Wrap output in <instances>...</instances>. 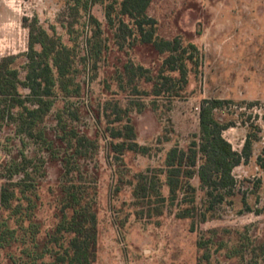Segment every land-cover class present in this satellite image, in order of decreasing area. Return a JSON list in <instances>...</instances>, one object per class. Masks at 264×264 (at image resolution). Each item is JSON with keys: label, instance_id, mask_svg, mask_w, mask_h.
I'll list each match as a JSON object with an SVG mask.
<instances>
[{"label": "rangeland", "instance_id": "1", "mask_svg": "<svg viewBox=\"0 0 264 264\" xmlns=\"http://www.w3.org/2000/svg\"><path fill=\"white\" fill-rule=\"evenodd\" d=\"M121 2L99 0L87 12L80 9L76 12L72 0H0V57H16L14 66L21 80L25 75L28 27H42L75 50L74 86L70 89L78 85L79 93L70 99L58 93L46 127L50 128L48 139H51L56 124L54 115L68 103H74L71 111L81 108L78 119L67 122L69 127L98 140V154L93 162H87L90 171L94 164L97 168L94 264H206L197 243L200 235L211 229L237 230L244 237L264 242V170L258 165L259 158L264 162V0H151L147 14L156 20V35L165 40L177 38L185 48L194 45L197 49L193 61H186L185 84L177 82V72L162 65L164 55L140 41L132 21L121 15ZM107 9L111 23L106 17ZM92 17L101 29V35L95 39ZM120 20L134 31L122 48L116 37ZM96 49L98 56L92 57V50ZM126 63L147 69L150 73L145 77H154L161 71L173 77L172 90L178 94L164 93L156 98L149 94L150 84L143 81L139 84L140 92H134L123 74ZM179 85L181 90L176 89ZM19 91L22 95L27 93L22 88ZM203 99L228 101L215 111V116L229 125L222 136L234 151L241 152L249 132L257 136L250 159L232 171L237 194L233 204L219 207L216 216L202 224L177 219L176 208L165 209L160 217L137 216L145 208L136 204L132 195L136 175L147 169L164 171L167 152L174 146L188 147L199 133ZM115 103L129 109L135 140L140 146L149 147L148 154L113 153L110 143L118 141L108 137L106 127H117L107 123L115 117L112 114ZM138 104L142 105L139 112ZM55 147L63 153L61 145ZM22 155L38 166L32 214L43 239L56 223L59 182L77 175L63 177L61 163L51 159L39 145L16 136L13 126L0 128V171L12 160L19 162ZM20 179L21 176H16L13 181ZM160 180L164 181V175ZM191 183L198 188L197 178ZM162 192L167 196V189ZM200 195L198 192V205L202 202ZM242 196L249 210L243 208ZM18 235L21 238L20 230ZM208 239L205 235L204 240ZM217 239L218 235L212 236L208 244V264L249 263V241L248 247H244L245 258L240 262L239 258L228 259L225 248L217 250ZM222 239L228 241L227 248L237 241L233 233ZM22 248L17 242L0 251V264H27L21 256ZM9 255L21 260L14 262ZM50 263L51 259L46 257L36 264ZM257 263L264 264V260Z\"/></svg>", "mask_w": 264, "mask_h": 264}, {"label": "trees", "instance_id": "2", "mask_svg": "<svg viewBox=\"0 0 264 264\" xmlns=\"http://www.w3.org/2000/svg\"><path fill=\"white\" fill-rule=\"evenodd\" d=\"M72 1L76 12L77 9L87 12L99 0ZM150 3L151 0H122L121 15L132 21L143 44L151 45L157 53L165 56L162 65L169 71L177 72V82L185 84L186 61H193L197 49L194 45L185 48L177 38H159L156 35V20L147 14ZM106 17L111 23L109 9L106 11ZM93 23L96 28L92 38H99L101 29L92 17ZM28 29L24 79H20L19 71L14 66L16 57H0V128L13 126L16 136L39 145L51 159L61 163L63 177L74 174L77 177L59 182L56 223L54 228L40 239L38 224L33 221L32 214L35 208L32 199L37 189L35 174L38 166L32 165L33 159L23 155L19 162L12 160L6 163L3 171H0V251L20 242L23 246L21 256L27 264H36L46 257L51 259L50 264H94L97 244V168L94 164L90 171L87 162H93L98 154V140L69 127L71 125L67 122L77 120L78 110L81 108H75V112L71 111V108L76 106L74 103H68L54 115L56 124L52 128L51 139H48L50 128L46 127V120L55 108L58 93L69 99L79 93L78 85L75 89H70L74 86L72 66L75 50L65 46L54 33L49 35L42 27ZM117 31L116 37L122 48L125 41L134 35V31L123 20L119 21ZM188 50L191 52L188 53ZM97 56V49L92 50V57ZM122 69L126 82L132 86L134 92H140L139 84L143 81L150 84L149 94L156 98L164 93L178 94V91L172 90L174 78L162 71L154 77H145L150 72L142 66L126 63ZM19 88L27 93L22 95ZM176 89L182 88L179 85ZM169 96L171 98L177 95ZM225 103L228 101L203 99L199 109V133L188 147L171 148L166 154L164 171L147 169L146 172L136 175L132 195L136 204L145 208L141 209L137 216L160 217L165 209L176 208L177 219H190L202 224L213 219L219 207L233 204V198L237 194L232 171L250 159L257 136L249 132L241 152L232 149L230 143L222 136L229 125L221 123L215 116V111ZM141 106L138 104V112ZM112 114L114 119L108 120L107 123L117 124V127L107 126L106 132L112 141H118L110 143L113 153L117 156H122L124 152L148 154L149 147L140 146L135 140L136 132L128 116L129 109L115 103ZM56 144L62 146V154L60 150L55 149ZM39 160L44 164L43 159ZM258 165L264 170L261 158L258 159ZM161 175H164V181L160 180ZM16 176H21L20 181H13ZM194 178L198 180V188L191 183ZM164 188L167 189V196L162 192ZM198 192L202 197L200 205L197 203ZM241 204L244 209L249 210L245 196L241 197ZM19 230L22 232L21 238L17 236ZM229 233H233L237 241L227 248L228 241L222 238ZM205 235L209 238L206 241ZM217 235V250L225 248L228 259L239 258L241 262V259L245 258L244 247H248L249 241L248 264H258L259 260H264V242L259 239L251 240L237 230L211 229L206 234H201L197 243L206 264L210 258L207 254L208 244L211 237ZM8 258L14 262L21 260V257L13 255Z\"/></svg>", "mask_w": 264, "mask_h": 264}]
</instances>
